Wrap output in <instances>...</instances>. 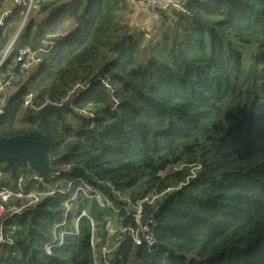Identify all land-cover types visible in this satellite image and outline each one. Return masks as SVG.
<instances>
[{"label":"trees","instance_id":"16d2710c","mask_svg":"<svg viewBox=\"0 0 264 264\" xmlns=\"http://www.w3.org/2000/svg\"><path fill=\"white\" fill-rule=\"evenodd\" d=\"M35 4L42 18L30 9L16 45L48 53L19 72L0 134L43 131L22 108L25 95L36 93L41 107L80 87L69 115H49V153L62 171L29 183L42 193L37 202L12 201L26 207L0 221V264H94L82 211L99 248L116 247L113 264H264V0H182L181 10L159 13L154 30L134 28L123 0ZM61 180L71 191L48 194ZM81 180L117 211L86 200L65 217ZM139 201L153 221L152 249L108 234V217L134 227Z\"/></svg>","mask_w":264,"mask_h":264},{"label":"built area","instance_id":"2783aa9c","mask_svg":"<svg viewBox=\"0 0 264 264\" xmlns=\"http://www.w3.org/2000/svg\"><path fill=\"white\" fill-rule=\"evenodd\" d=\"M35 0H14V4L16 7L20 8H27V10H23L22 13V21L20 25L18 26V31L16 34L8 35L7 28H9L7 24V18L8 13H3L2 17L0 18V37L5 38L6 44H5V51L4 55L2 56V59L0 60V116H2L5 113L4 108L9 103L11 97L7 95V91L15 89L16 84L20 81V75L19 72H25V71H32L36 65L41 63L44 59L43 55L47 54L48 52L46 49H40L39 51H33L29 47H17L16 42L17 39L21 33V30L25 23L27 22L29 11L32 8ZM125 3H136L141 0H123ZM182 1L179 3H173L171 0H147V6L151 13L157 14L160 12H165L169 10H181L182 9ZM8 15V16H7ZM7 16V17H6ZM16 29V30H17ZM12 36V37H11ZM17 69V71L15 70ZM80 87L78 85L75 90H77ZM74 90V91H75ZM73 91V92H74ZM72 92V93H73ZM37 94L36 93H29L25 95L22 98L21 106L25 110H31V111H38L41 109V107H38L37 105ZM51 103V102H47ZM46 104V103H45ZM44 104V105H45ZM57 104V103H54ZM61 104V103H60ZM86 112V111H83ZM90 117H93V114L90 113ZM6 174L4 171V164L0 161V219L2 222L6 221L7 219L19 215L23 212L24 208L26 207V204L23 205H15L12 204V201L15 199L19 200H25L28 201L27 205L35 203L39 200L42 193H35L36 191L29 190L28 184L29 182L36 183L37 185L45 184L46 178H43L37 174H33L31 176L26 177L25 175L21 174L15 178L13 181L14 185L6 186L2 184ZM52 177H57L56 175H53ZM51 177V178H52ZM64 181H60L59 183H56L54 188H50L48 194H54V192H61L63 194H66V192L69 190L68 188H63ZM90 186L85 183H81L70 196L69 200L66 202V205L69 207V205L73 204L75 196L79 193L80 187ZM90 191H92L93 199H99L100 194L97 192L94 187L90 186ZM68 193V192H67ZM39 194V196H38ZM102 195V203H97L101 208H106L109 210H115L117 211L114 203L108 199L103 192H101ZM126 203L128 205L131 204L130 199H125ZM93 201L90 200V203ZM144 201H139L136 204V212L131 215L133 219L134 227L125 228L122 230V233L124 235L131 236L134 244L136 246H142L146 245L147 248L152 249L156 246L155 237L152 233L151 226H152V219L148 220V224L145 228L142 227L140 218L144 215L142 213V203ZM123 209L126 211L127 207H123ZM67 213V209L65 212V215ZM67 217V216H65ZM81 218H88L91 220V227H92V235H91V247L93 250V256H94V264H113V262L110 259V255L116 250L115 248H111L110 245H103L102 249L99 248V243L101 242V239L97 237L96 232V224L91 219L89 214L86 211H82L79 215L77 222ZM108 220V233L109 228L112 227V219L107 218ZM114 229V228H113ZM110 230L112 233L111 235H117L119 230L114 229ZM51 248V245L47 246L46 249L49 251Z\"/></svg>","mask_w":264,"mask_h":264},{"label":"water","instance_id":"95a60500","mask_svg":"<svg viewBox=\"0 0 264 264\" xmlns=\"http://www.w3.org/2000/svg\"><path fill=\"white\" fill-rule=\"evenodd\" d=\"M77 93H72L61 104L46 103L35 112L43 124V131L33 130L20 135L5 136L0 134V161L10 172V180L18 173L17 164L43 178H49L62 171V167H54L49 147L55 142L50 113L67 116L73 109ZM150 216L143 215L140 222L143 228L148 224ZM1 221V219H0Z\"/></svg>","mask_w":264,"mask_h":264},{"label":"crops","instance_id":"0c3cea01","mask_svg":"<svg viewBox=\"0 0 264 264\" xmlns=\"http://www.w3.org/2000/svg\"><path fill=\"white\" fill-rule=\"evenodd\" d=\"M148 1H150V0H148ZM171 1L173 3H179L182 0H171ZM127 6H128L129 10H128L126 16L134 28H137V29L146 28L148 30H154L161 25V17L159 15V13L153 14L149 11L148 6H147V0H141V1L136 2V3H129V4H127ZM31 9H32L31 10V14H32L31 17L35 18V20L39 21L42 18V16L41 17L38 16V10H37L38 7L35 4V1H34V4H33ZM171 11L172 10L165 11V13H169ZM6 12L9 15V16L7 15L8 16L7 24L9 26V28H7V33H8V35L13 36L14 34L17 33V31H18L17 28L22 21L23 8L16 7V5L14 4V0H0V18L2 17V14L6 13ZM3 39L5 40V43H6L7 39H5V38H3ZM4 51H5V45L2 46V48L0 49V60L2 59L1 55ZM32 71H30V72H32ZM20 81H21V76H20ZM20 81L16 84L15 89L7 91V95L9 97L14 96L18 92ZM13 185H14V183H13Z\"/></svg>","mask_w":264,"mask_h":264},{"label":"rangeland","instance_id":"374dc122","mask_svg":"<svg viewBox=\"0 0 264 264\" xmlns=\"http://www.w3.org/2000/svg\"><path fill=\"white\" fill-rule=\"evenodd\" d=\"M6 43H5V40L3 39V38H1L0 37V49L2 48V46H4ZM4 55V52L2 53V55L1 56H3ZM78 96V94L75 96V98ZM83 115H85V116H87V115H91L89 112H81ZM22 129V127L21 126H15V127H12V128H10V129H8V133H10V134H13V133H15V132H18V131H20ZM6 174V173H5ZM7 176V175H6ZM62 181H64V180H62ZM85 183V184H87V185H90V184H88V183H86V182H84V181H80V185H81V183ZM10 184L12 185L13 184V181H10ZM73 183H70V182H68V183H65V181H64V183H63V188H65V189H69L67 192H70L71 191V185H72ZM66 186V187H65ZM91 186V185H90ZM90 186H85V187H80L79 188V193L75 196V199L76 200H74V202H76L77 204H79V205H82L83 203H84V201H86V200H91V201H94V202H97V203H99V204H101L103 201H102V195H101V191L98 189V188H95V189H97L96 191L97 192H99V194H100V197H99V199L97 200V199H93V197H92V195H93V193H92V191H90L89 190V188H91ZM93 187V186H92ZM49 192V191H48ZM47 192V193H48ZM66 192V193H67ZM35 193H37V192H35ZM38 196H39V194H38ZM119 198L120 199H122V200H125L126 198H128L127 197V195H125V194H123V196H119ZM83 201V203L81 204V202ZM88 206H91V204H88ZM65 207H66V209H67V213H66V215L65 216H67V214L68 213H71L72 212V208H73V206L70 204L69 205V207L65 204ZM108 218H110V217H108ZM112 226H113V228L114 229H117V230H120V231H122L123 230V228H122V225H116V223H113V219H112ZM109 228V232L110 233H112L110 230H113V231H115L112 227H108ZM56 229H57V227H56ZM110 233H108L109 234V237H114V236H116V235H111ZM100 238V237H99ZM110 241H111V239L109 238V243H110Z\"/></svg>","mask_w":264,"mask_h":264},{"label":"clouds","instance_id":"9594fccd","mask_svg":"<svg viewBox=\"0 0 264 264\" xmlns=\"http://www.w3.org/2000/svg\"><path fill=\"white\" fill-rule=\"evenodd\" d=\"M73 93H74V92H73ZM65 100H66V99H65ZM65 100H64V101H65ZM43 106H44V105H43ZM43 106H42V107H43ZM2 163H3V162H2ZM3 164H4V163H3ZM4 167H5V165H4ZM27 173H31L29 176L35 174V173L31 172V171H30V172H27ZM22 174L25 175L26 177H28L26 174H24V173H22ZM57 174H59V173H57ZM19 175H21V174L17 173V176H19ZM17 176H16V177H17ZM49 178H51V177H49ZM49 178H46V179H49ZM9 180H10V176H9ZM14 180H15V179H14ZM14 180H10V181H14ZM29 183L31 184V182H29ZM10 185H11V184L6 185V186H10ZM28 186H29V184H28Z\"/></svg>","mask_w":264,"mask_h":264}]
</instances>
